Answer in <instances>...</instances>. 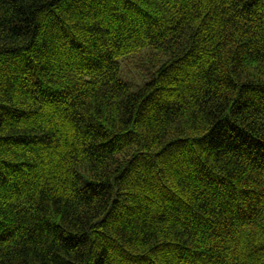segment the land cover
Wrapping results in <instances>:
<instances>
[{
  "label": "trees",
  "instance_id": "1",
  "mask_svg": "<svg viewBox=\"0 0 264 264\" xmlns=\"http://www.w3.org/2000/svg\"><path fill=\"white\" fill-rule=\"evenodd\" d=\"M0 264H264V0H0Z\"/></svg>",
  "mask_w": 264,
  "mask_h": 264
}]
</instances>
